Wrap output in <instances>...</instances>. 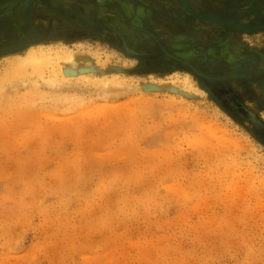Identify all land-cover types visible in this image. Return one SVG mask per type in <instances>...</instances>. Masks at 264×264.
I'll return each mask as SVG.
<instances>
[{
    "label": "rangeland",
    "instance_id": "1",
    "mask_svg": "<svg viewBox=\"0 0 264 264\" xmlns=\"http://www.w3.org/2000/svg\"><path fill=\"white\" fill-rule=\"evenodd\" d=\"M231 2L228 28L181 0H0V264H264V0ZM60 43L90 67L5 63Z\"/></svg>",
    "mask_w": 264,
    "mask_h": 264
},
{
    "label": "bare ground",
    "instance_id": "2",
    "mask_svg": "<svg viewBox=\"0 0 264 264\" xmlns=\"http://www.w3.org/2000/svg\"><path fill=\"white\" fill-rule=\"evenodd\" d=\"M181 7H183L186 11L189 12V10L183 5L182 2H181ZM202 15H205V14H202ZM205 16L218 19L219 21H213L211 19H202V20H206L207 22H217L223 25L224 23L222 22L229 20V19H224L222 17H214V16H209V15H205ZM258 29L264 30V23L261 24L258 27ZM89 58L90 56L89 57L85 56L84 53L81 54L80 56L76 55L68 46L60 43L59 45L30 47L28 51L26 52V54L22 56H19V55L15 56L14 62H11L10 59L7 58L5 60V63L8 64V67H12L13 70H21L23 67L29 64H32L35 66L37 73L40 71H43L42 67H47L49 71H53V70L55 71L54 66L58 65L60 76L61 78L65 80L66 78L73 76V75L63 74L64 71H66V69L76 70L77 68H81V67L88 68L92 64L90 60L91 58L90 59ZM21 71H19V73ZM117 75L118 74L114 73V74H110L109 77H107V74H102L99 76L101 77L99 81L102 83L114 82L115 79L118 78ZM76 77H81V78L90 80L94 76H92V73L89 72L85 74L81 73L79 75H76ZM185 80L187 82H192L191 76L188 73L185 74Z\"/></svg>",
    "mask_w": 264,
    "mask_h": 264
},
{
    "label": "flooded vegetation",
    "instance_id": "3",
    "mask_svg": "<svg viewBox=\"0 0 264 264\" xmlns=\"http://www.w3.org/2000/svg\"><path fill=\"white\" fill-rule=\"evenodd\" d=\"M186 1L198 13H202V14L214 16V17H222L224 19L230 20V21L229 20L226 21V22H229V24L223 25L217 22H207L206 20H202L201 18L197 17L199 20H202V22H205V23H213V24H218L221 26L231 28V26L229 25L234 24L235 18H239L242 14V11L240 10V8L234 5L236 3L231 2V1L235 2V1H240V0H186ZM179 8L181 9L182 12H188L182 9V7H179ZM188 13H190V11ZM190 14L193 15L192 13ZM178 56L177 57L174 56V58L177 59L178 61L184 58L182 56H179V57Z\"/></svg>",
    "mask_w": 264,
    "mask_h": 264
},
{
    "label": "water",
    "instance_id": "4",
    "mask_svg": "<svg viewBox=\"0 0 264 264\" xmlns=\"http://www.w3.org/2000/svg\"><path fill=\"white\" fill-rule=\"evenodd\" d=\"M181 2L183 3V5L191 12V13H193L196 17H198V18H201V19H211V20H213V21H219L218 19H214V18H212V17H207V16H205V15H202V14H200V13H198L197 11H195L190 5H189V3L186 1V0H181ZM222 23H224V24H229V22H226V21H224V22H222ZM231 25H233V24H231ZM260 26V25H259ZM181 62H183V63H185V64H187L186 62H184V61H182V60H180ZM187 65H189V64H187ZM190 67H191V69H193V71H196L191 65H189Z\"/></svg>",
    "mask_w": 264,
    "mask_h": 264
}]
</instances>
